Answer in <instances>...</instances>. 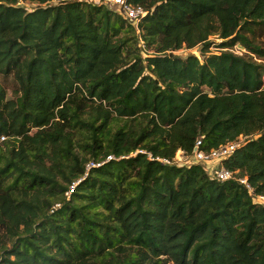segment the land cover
Returning <instances> with one entry per match:
<instances>
[{"label":"trees","instance_id":"trees-1","mask_svg":"<svg viewBox=\"0 0 264 264\" xmlns=\"http://www.w3.org/2000/svg\"><path fill=\"white\" fill-rule=\"evenodd\" d=\"M130 2L146 49L107 6L0 0V264H264L243 185L148 157L246 137L223 164L264 194V0Z\"/></svg>","mask_w":264,"mask_h":264},{"label":"built area","instance_id":"built-area-1","mask_svg":"<svg viewBox=\"0 0 264 264\" xmlns=\"http://www.w3.org/2000/svg\"><path fill=\"white\" fill-rule=\"evenodd\" d=\"M62 1H79V2H89L96 5H104L110 8L111 10L119 13L128 24L132 25L136 30V34L139 36V44L145 48V43L143 38L141 37L140 24L142 20L149 14V9L142 5H136L130 2V0H62ZM233 52L239 55H243L247 53L245 47L241 44L237 43L232 48H230ZM185 51V50H180ZM178 51V52H180ZM192 51V50H186ZM5 139V137H1ZM246 137H241L238 140L228 142L224 145H221L217 148L213 149H205L203 147L202 139L199 138L196 141V144L190 153H186L184 150L179 149L175 156L172 159L155 157L151 153L148 152V157L150 160L160 161L166 165L176 166V167H190L192 165H200L202 166L210 179L218 181V182H226L229 180H236L241 185H243L249 192L252 201L254 204L264 207V194H259L255 191V188L250 184L247 176L238 175V172H235L229 168H227L223 161L229 158L240 146L244 143ZM138 153H147L144 150H138L132 155H136ZM128 157V156H127ZM120 159L116 158L113 155H109L106 161L95 163L90 162L87 165V171L92 167H98L103 165L105 162L109 160ZM186 165V166H184ZM88 172L76 182H73L68 189L66 195L70 196L77 184L87 177ZM60 205L57 204V207Z\"/></svg>","mask_w":264,"mask_h":264},{"label":"rangeland","instance_id":"rangeland-1","mask_svg":"<svg viewBox=\"0 0 264 264\" xmlns=\"http://www.w3.org/2000/svg\"><path fill=\"white\" fill-rule=\"evenodd\" d=\"M34 5H28V7L29 8H32ZM214 41H216V43H219V42H221V39L220 38H217V36H214L213 38H212ZM146 49V48H145ZM212 51H217L216 50V48L215 47H213L212 48ZM154 51L153 50H150V49H148V51H146V50H143V56L144 57H146L147 55L146 54H150V53H153ZM190 53H194V54H199V49L197 50V49H194V50H192V51H180V52H178V55H181V56H187L188 54H190ZM6 142H7V140H5V139H0V146L1 147H5L6 146ZM184 166H186V165H184ZM71 186V185H70Z\"/></svg>","mask_w":264,"mask_h":264}]
</instances>
